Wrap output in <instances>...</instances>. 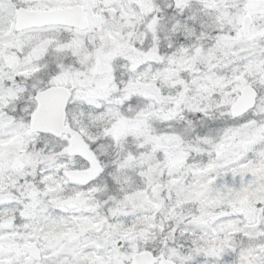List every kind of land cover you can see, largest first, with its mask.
<instances>
[{"label":"snow or ice","instance_id":"6c2138e0","mask_svg":"<svg viewBox=\"0 0 264 264\" xmlns=\"http://www.w3.org/2000/svg\"><path fill=\"white\" fill-rule=\"evenodd\" d=\"M0 264H264V0H0Z\"/></svg>","mask_w":264,"mask_h":264}]
</instances>
